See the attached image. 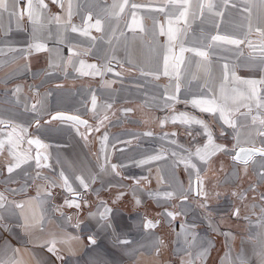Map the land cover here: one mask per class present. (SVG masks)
<instances>
[{
	"label": "crops",
	"instance_id": "crops-1",
	"mask_svg": "<svg viewBox=\"0 0 264 264\" xmlns=\"http://www.w3.org/2000/svg\"><path fill=\"white\" fill-rule=\"evenodd\" d=\"M18 1L16 0L15 5H17ZM99 1H105L107 7V11L101 15V18L104 15H115L116 12H119V7L114 8L113 5L115 4L118 6L123 3V0H61L63 7H61L60 4L58 9V11L61 10L58 15L60 17L59 22L55 19L57 16L53 17L52 20L50 18L46 19L39 17V20H42V27L37 26L39 20L35 21V26L41 28L39 31H35L36 35H33V33L29 31V24L32 21H27L26 24H22L24 15L20 14V7L19 15L14 18L15 21L13 18L11 19V30L25 32L29 42L36 41V43L44 45L43 49H41L42 51L40 50L38 53H36L37 51L33 48L29 47L30 55H28V57L38 56L44 60L40 72L35 76L37 77L35 78L36 82L41 80V77L44 79L46 76H49L44 72L53 70H50V68L51 65L54 64V57L64 56L62 59L64 68L60 70V79H49L39 86L41 88H47L49 91L42 97V101H40L42 104L40 105L44 106L49 101L51 103L52 99V105L56 106L53 110H50L49 116L55 111L71 112L85 118L87 123H89L87 116H83L79 111V109L83 107L81 104L84 103L81 95L75 93L79 83H77L78 85L72 83L62 86L63 82L60 81L62 77L65 76V67L68 64L67 54L69 53V51H66V44L62 39L66 40L65 37L69 40L72 39L67 44H73V46H75L72 42L74 41L73 39H83L82 34H80L82 30L72 31L71 28L66 35L63 25L74 24L77 21V16L81 15V11H88L90 13L87 15L89 18L85 21L93 20L94 18L95 21L97 17L100 19L99 13L96 10L99 7ZM8 2L9 6L13 5V3L10 4V1ZM191 2L194 5L192 11H194L196 15L193 16L190 12L187 24L183 21L179 23L175 21L174 17L170 14V6L165 7L167 0H129L124 11L120 13L119 16L115 15L116 17L114 19L108 18V21L114 29L122 25L121 28L117 30L118 36L115 39L124 40L122 48L125 51L128 50L126 49L128 47L126 46L127 40L132 43L130 46L138 42L139 53L137 54L158 57V59L154 60L155 63L145 62L146 64L142 65V67L145 71L154 70L165 82L173 81L172 96H176V98L180 99L189 98L187 99L189 101L188 103L184 101V103L188 104V111L185 110L186 115H201L200 109L193 106L191 103L192 99L200 97L211 98L215 96L221 99L222 102L226 99L229 107H237L238 104L232 103V97L235 95L233 89L236 88L246 95L250 93L249 86L240 84L239 81L260 80L264 78V72L261 71V65L259 63L260 46L262 41H264V37L256 31L257 27L264 29V23L258 18L264 13V9L260 7L259 0H248L247 3H245V0H229L227 6L224 5L223 0H214L217 5L216 11L222 12V15H213L205 10L203 16H201L199 9L195 7L197 0H191ZM69 3H71L70 17ZM84 3L95 5L86 6ZM132 4L141 5L142 7L133 9L131 8ZM233 5H235V7H233ZM161 7H165L164 12L159 11ZM246 7L250 9L251 17H249L248 12L244 11ZM74 8L80 9V11H77L78 15L73 12L72 9ZM133 13H135V22L133 20ZM249 19L251 20V31H249ZM169 20H173V26L179 27L180 29L177 39L171 42L172 52L164 49V46L169 49L170 44L167 36ZM18 21L21 23V27L18 26ZM53 22L55 24L51 25L50 23ZM8 23L9 22L5 19L0 20V35L3 33V28H1V26L3 27V25ZM91 28L95 29L94 27ZM161 29H163L165 34H161ZM217 34L227 35L244 40L245 42L239 46L224 44L222 42H213L211 37ZM4 35L5 33L2 36ZM40 35L47 36L43 38L44 36L40 37ZM43 39L44 41H42ZM141 41H145L146 45H142ZM248 41L252 42L253 47H249ZM209 45H211V47ZM181 46L208 53L207 58L196 56L193 52L184 53L185 60L180 68V90H185L186 97L181 96L179 94L180 91H176L177 81L174 73L171 76H162L164 75V56L166 54L169 55V71L172 72L171 65L174 62L173 53L178 54ZM87 47L88 46L82 47V45H77L78 50ZM7 51L8 50H5V48L1 46L0 56H4ZM125 51L121 54L125 55ZM15 55H17V53L14 54V56ZM76 55H80V53L76 51ZM21 56H23V54ZM16 58H13L12 61ZM22 63L25 64L27 68L35 65L34 62L32 63L31 58H27L26 61ZM4 64L7 65L9 63L5 62ZM225 64L228 65L227 78H225ZM0 65L2 66L3 64ZM71 66L73 67L72 71H82L80 64H71ZM141 69L140 67V70ZM6 70H8V73L13 72L12 67L6 68ZM50 87L52 89H50ZM256 87L259 90L258 95L264 97V85L258 84ZM22 88L25 89L24 91L20 89V91L17 92L18 98L14 97L16 101H12L11 97H6L12 101L9 107L0 106V119L6 121V125H0L2 126L0 127V140L5 141L4 148L0 149V192L6 197L5 207L0 208V264H61L60 259L56 256L58 250L65 253L63 264H120L125 256L127 257L126 259H129L126 260L129 264H136L135 262H138V264H158L160 260L158 256L163 253V251L162 253L159 251L161 232L155 230V228L145 229V221L140 218L138 219V217V223H132L131 219L128 217V214H130L128 212L131 211V208H125V211H122L120 208L116 209V207H111L110 212L105 216L106 219H101L100 214L103 213L102 207H97V205L91 206L83 217V219H86H82L79 223V229H77V231L72 229L70 224L63 219V217L62 219L51 217L49 209L50 203L48 201L50 199L49 192L51 191L48 190L47 187L57 188V191L62 190L63 194L65 193L66 195L64 200H70L71 198H69L67 194L71 192L67 191L63 186V180L60 176L61 173L68 178L73 192L82 188L80 181L76 179L78 176L83 178L87 184L94 183L97 179L100 181L102 176L98 172L102 171L104 166L100 168L93 165L92 157L94 156L92 155H94V149L98 156L102 150H100L101 147L98 144L99 141L97 138L94 137L92 139L89 137L90 134L87 135L84 133L82 127L85 126V124L78 125L70 121H59L58 119L46 121L45 119L49 117L47 116L43 120L45 122L44 125L30 128L29 125L32 121L33 125L37 124L35 118L39 112L33 111L31 108L33 105L32 100L33 98L35 99V95L33 96L31 93L32 90L28 86H23ZM4 90L5 89L2 91ZM71 91L73 93L69 94ZM79 99H81V104H78ZM174 101L172 100L171 103H166L162 108L166 110V106H169ZM147 102L148 101L142 98L134 101V105L138 111L135 115L142 120L147 119V114L145 113L148 112L147 110H150L149 108H147V110L145 108V106L150 105ZM240 103H251L253 109L252 114H256L257 109L254 100H243ZM36 104L39 105V103ZM99 106L100 104L98 103L95 108ZM243 112H247V109L241 107L240 112L232 114L236 122V127L234 129L238 132L239 130H243L244 137H248L246 138L248 141H242V143L238 142L239 144L235 146L234 150L239 146L264 147V137L258 134L261 130L260 125L258 123L253 125L251 116L241 115L240 113ZM202 114L216 115L220 120L218 113L212 114L202 112ZM170 115L177 114L171 113ZM193 125L198 128L196 124ZM13 129L16 130L13 134L16 145L14 148L7 142L8 134L12 132ZM24 129H26V131H24ZM98 130H100V128H98ZM87 131V133H91V131L94 132L95 130L89 129ZM27 136H37L39 138L43 145L41 149L47 153L50 160L48 166L44 167L41 160L40 165L37 166L36 158L32 155V150L24 144L23 137ZM93 136H95V134H93ZM145 140L146 139L143 140L144 143ZM136 141L135 138H128L126 142L127 146L124 145L122 149L118 151V154L121 152L127 154L132 152V149H137L139 150L137 152H141L139 153L141 157L139 160L140 163L142 160H148V156L146 155L148 152L157 150L151 146L150 142H148L149 145L145 144L143 149L137 148L140 145L137 146ZM140 143H142V139ZM95 145H97V149ZM89 147H91L93 154L90 153ZM10 150L15 155H10ZM115 153L117 152L113 153L114 156L116 155ZM232 155L229 159L230 162H233L234 168H232L231 173L228 170V172L225 173V184L227 185L231 182L235 183L241 178L244 179L252 176L256 180L255 184L263 187L264 178H262V176H264V156L252 155L245 164L234 161ZM25 156L29 157L25 163L15 168L12 173L7 171V166L9 164H15L18 158ZM214 160L216 161V159ZM215 161L211 158L207 159L206 166L201 171L207 170V173H211L214 169L216 172L221 170V165L219 166ZM226 161L228 162V160ZM216 165L219 170L215 167ZM195 180L197 181L198 191L199 179L194 176L190 182H192L193 194L197 195V193H194ZM254 191L256 192L255 188ZM260 195L263 197L262 194ZM252 197L253 195L249 200ZM231 199L232 198L227 197V194L223 197V200L222 197H220V202H224L225 207L223 211H221V221L218 228L221 239L220 249H222L219 255V264H239V260L237 259V257L240 256L239 254H242L241 257L246 259L248 264H260L261 260L258 259V254L261 252V244L264 243V229L251 220L247 222L245 220L246 218H244L245 216L242 217L240 214L234 216L230 215L228 217L226 206L231 203ZM16 204H22L23 207L17 208ZM255 204L256 206L253 207L255 213L264 209V201ZM236 209H238V205ZM142 210L147 212L145 208ZM57 213L58 215H62L65 212L59 211ZM47 215L49 216L48 218L46 217ZM131 227H133V229H130ZM109 228L114 232L113 237L118 240L112 239L110 233L113 232H110ZM116 228H119V231H117ZM84 231L89 232L96 241L94 244L92 243V245H89V248L87 250L85 249V251L83 249V237L81 235V232ZM131 232H133V234ZM131 235L135 238L133 239ZM124 240L127 241V243L123 245L120 241ZM53 241L57 249L59 248L55 250V255L48 251V246ZM116 245L118 247H115ZM116 254L119 256L117 257Z\"/></svg>",
	"mask_w": 264,
	"mask_h": 264
},
{
	"label": "rangeland",
	"instance_id": "rangeland-1",
	"mask_svg": "<svg viewBox=\"0 0 264 264\" xmlns=\"http://www.w3.org/2000/svg\"><path fill=\"white\" fill-rule=\"evenodd\" d=\"M8 1H10V4L13 3V5L9 6V12H3L0 15V20L5 19L9 22L3 25V27L1 26L3 28V33L1 34L3 35L5 33V35H0V47L2 46L5 50H8L4 56H0V64H3L2 66L0 65V106L9 107L12 101H16L14 97L18 98V91L16 89H23L24 91L25 88L22 87L28 86L32 90V95H35V99L33 98L32 100L33 104L39 103L36 111L40 115H36L35 120H39L40 123L33 125L32 121L29 125L30 128H34L44 125V118L49 116L50 110L56 107L52 105V99L51 103L49 101L44 106L40 105L42 104L40 103L42 97L49 91L47 88H41L39 86L49 79H60V70L64 68V63L62 64L64 56L53 58L54 64L51 65L50 70L53 69L56 72L53 70L46 71L44 73L49 76H46L44 79L41 77V80L36 82L35 78L37 77L35 76L40 72V68L44 63L41 57H28L30 55L29 47L35 44L36 41L29 42L25 32L11 30V19L19 15V7L21 9L20 14L22 10H25L22 14L24 15L22 24L30 21L28 20L26 12L27 0H17V5H15L16 0ZM99 2V7L96 10L100 17V19L98 17L97 19L101 21L100 31L90 27V25L95 24L97 19L95 21V18L85 21L89 18L87 17L90 14L88 11H81V15H79L81 17L77 16V21L74 24L63 25L66 35L73 27L79 31L82 30L80 34L87 30L88 35L82 34L83 39L81 40L73 39L74 41L72 42L75 46L73 44H67L72 39L69 40L67 37H65L66 40L62 39L66 44V51H69V53L67 54L68 64L65 67V76L60 81L63 82L62 86L72 83L78 85L77 83H79L75 93L81 95V98L84 100L83 104H81V99L78 100V104L83 106L79 111L83 116H87L89 120V123L85 124L82 128L84 129V133L87 135L90 134V138L93 139L95 137L99 141L98 144L101 147L100 150H102L99 153L100 157L97 155L95 149L94 155H92L95 158L91 157L93 165L100 168L104 166L103 170L98 172L102 177L100 181L97 179L94 183H88L87 189L82 187L76 190L75 192L81 193L80 196L75 197L71 193L67 194L71 198L69 201L75 199L80 204L79 208L75 206L69 207L65 204L64 198L66 195L65 193L63 194L62 190L57 191V188H54L57 191L55 192L52 187H47L51 191L49 192V203L52 204L53 202L56 203L59 201L55 209L57 212H65L62 215H58V213L56 215L49 205L51 217L56 219H62L63 217L70 224L71 228L77 231L79 227L74 224L76 219L79 215L83 219L91 206L97 205V207H102V212H104L105 208L111 210V207H116V209L120 208L122 211H125V208H131V211L128 212L130 213L128 217L134 224L138 223L137 217L145 222L147 220H151L154 223L159 221L156 227H154L155 230L161 232L159 251L161 253L163 251V253L158 256L160 259H158V264H219V255L222 249H220L221 239L218 228L221 221L220 214L225 207L224 202H220V197L223 200V197L227 194V197L232 198L230 201L231 205L226 206L228 217L230 215L234 216L233 213L236 212V206L238 205V214L242 217L245 216L244 218H246L245 220L247 222L251 220L264 229V209L255 213L253 208L256 206L255 203L264 201V185L263 187L257 186L255 184L256 180L252 176L244 179L241 178L238 182H231L227 185L224 182L226 178H224L225 173L228 171L231 173L232 168H234V164L230 162L229 157L235 152V146L242 143V141L247 142L248 139L246 138L248 137H244L243 130L236 131L233 127L224 124L216 115H203L202 111H200L201 115H187L203 120L212 132L214 144L223 146V150L217 151L214 155L208 157V159L211 158L213 161L216 159L215 163H218L219 166L221 165V170L216 165L215 167L219 170L217 172L214 168V171L211 173H207V170L201 171L206 166V162L201 161L195 155V151L197 148L203 150L204 145L207 143L205 130L199 124H196L198 126L197 128L193 125L194 123L188 124L181 122V113L186 114L185 110L188 111V104L186 103L189 102L187 100L189 98H176V101L173 100L174 102L172 104L166 106V110L162 108L163 105L165 106L166 103H171L172 101L169 97L172 96L171 91L174 82H165L154 70L145 71L143 69L142 65L146 64L145 62H154L158 57L137 54L139 53L138 42L130 46L132 43L126 40V46H128L126 49L128 50L125 51L122 48L124 40L115 39L118 36L117 30L122 25H119L120 27L117 26V29L111 27L112 25L108 21V18L114 19L116 17L115 15H104L101 18V15L107 11V7L105 1ZM44 3L47 7L41 9L39 8L38 0H33V5L39 13V17L50 18L52 20L53 17L59 15L61 10L58 11V9L61 0H56L55 3L53 0H44ZM84 4L86 6L95 5ZM13 8L14 14H10ZM72 10L77 15V11H80V9L78 10L76 8ZM38 22L37 26L42 27V20ZM20 24L18 21L19 27L22 26ZM50 24L53 25L55 23ZM40 29L35 26V22L33 21L29 24V31L33 35H36L35 31H39ZM43 36L40 35V37ZM141 43L142 45H146L145 41H141ZM77 45L88 47L78 50ZM33 49L37 51L35 48ZM164 49L169 50L165 46ZM76 51L80 55H76ZM123 51H125V55L121 54ZM16 53L18 56H14ZM22 54L23 56H21ZM13 58L16 59L12 61ZM27 58H31L32 63L34 62L35 65L33 67L27 68L22 63ZM5 62L9 64L6 65L4 64ZM71 64H80L82 71H72L73 67ZM88 65H95L96 68H90ZM9 67H12L13 72H7L8 70L6 68ZM107 67H110L111 71L106 70ZM140 67L142 68L141 70ZM98 72L99 74H97ZM162 76L167 77L165 75ZM3 89L5 90L2 91ZM50 89L52 88L50 87ZM71 93L73 92H69V94ZM179 94L185 96V90H180ZM23 95L25 96L24 93ZM93 96L96 98V105L98 103L100 104L98 108H93ZM6 97H11L12 101ZM140 98L148 101L147 103L150 104V107L145 106L146 110L147 108L150 109L145 113L147 114L146 120H142L135 115L138 111L136 110L134 101ZM108 105H111V107H108ZM126 109H130V111H125ZM171 113H176L177 115H170ZM173 117L176 118L175 121ZM231 118L233 119L234 117L232 116ZM59 121L68 122L66 120ZM98 128L100 130L96 131ZM89 129L95 131L87 133ZM145 133H151V135H145ZM105 136L107 137L106 140L104 139ZM128 138H135L137 140V146L140 145L137 148L142 149L145 144L150 142L151 146L157 150L148 152L146 154L148 158L152 156H159L161 158L141 164L139 163L141 159L139 153L141 152H137L139 151L137 149H132V152L127 154H123L122 152L118 154V151L124 145L127 146L126 142ZM23 139L24 144L32 150L33 157L36 158L39 154L42 165L44 167L48 166L50 160L47 153L36 144L28 143L29 140H39V138L37 136H27L23 137ZM141 139L142 143H140ZM144 139H146L145 143L143 142ZM89 148L90 153L93 154L91 147ZM209 150H211V146ZM114 152H117L115 156L113 155ZM190 153L192 154L190 157L191 162L196 165V168L186 167L182 162L184 159L189 158ZM113 164L117 166L115 171L111 167ZM194 176L202 182V184H199L198 190H202L206 194V198L204 195L193 194L192 182L190 181ZM165 193H172L173 195L167 197ZM252 195L253 197L249 200ZM137 200L140 201L139 204H137ZM203 204H207V207H202ZM143 208L147 212H144L142 210ZM167 212L174 213V218L167 216ZM125 215L124 217L126 218ZM46 217L48 218L49 216L47 215ZM130 229H133V227ZM109 230L113 232L111 228ZM116 230L119 231V228H116ZM131 233L133 234V232ZM110 234L112 239L118 240L113 237L114 232ZM81 235L83 237V249L85 251V249L87 250L89 248V245H92L91 242L86 241L87 237H90L91 234L84 231L81 232ZM115 247L118 246L116 245ZM58 249L55 246V250ZM63 253L58 250L56 256L64 257L65 253ZM116 255L117 257L119 256L118 254ZM239 255L242 256V254ZM123 258L120 264H129L126 261L129 259H126V256ZM258 259L261 260L259 254ZM135 263L138 264V262Z\"/></svg>",
	"mask_w": 264,
	"mask_h": 264
},
{
	"label": "snow or ice",
	"instance_id": "snow-or-ice-1",
	"mask_svg": "<svg viewBox=\"0 0 264 264\" xmlns=\"http://www.w3.org/2000/svg\"><path fill=\"white\" fill-rule=\"evenodd\" d=\"M53 2L55 3L56 0H53ZM248 0H245V3H247ZM39 3V8L43 9L46 8L47 5L44 3V0H38ZM129 0H123V3L117 5H113V7H119V12H116L115 15L119 16L120 13H122L125 9V7L128 5ZM223 3L225 6H227L229 4V0H223ZM259 5L262 9H264V0H259ZM170 6V14L174 17L175 21L177 23H179L180 21H183L185 24H187V20H188V16L189 13L191 12V14L193 16L196 15V13L194 11H192L194 5L192 4L191 0H167L166 6L168 7ZM61 7H63V5L61 4ZM142 7L141 5H137V4H132L131 8L136 9ZM165 7H161L159 9V11L164 12L165 11ZM196 8L199 9V13L201 16H203L204 11L207 10V12L213 14V15H222V12L216 11L217 5L214 2V0H197V3L195 5ZM233 7H235V5H233ZM25 10H22V13ZM244 11L249 13V17H251V11L249 8H245ZM3 12H9V2L8 0H0V15H2ZM27 15H28V19L30 21H38L39 20V13L37 12L36 8L33 5V0H27V9H26ZM178 13V15H177ZM10 14H14V8L12 13ZM71 16V3H69V17ZM262 23H264V13H262L259 17H258ZM55 19L57 20V22H59L60 17L57 16L55 17ZM133 20L135 22V13H133ZM139 26V25H137ZM90 27H94L97 31L101 30V21L99 19H97L95 21V24L90 25ZM73 31H76L77 29L75 27H73L72 29ZM143 30V29H141ZM249 31H251V20L249 19ZM256 31L258 33H260V35L262 37H264V29H261L260 27H257ZM180 32L179 27H174L173 26V20H169V28H168V32H167V36H168V40L170 42L169 44V52H172V45L171 42L175 41L178 37V33ZM83 35H88L87 30H85L83 33ZM161 34H165L163 29H161ZM211 40L213 42H222L224 44H231V45H237L239 46L240 44L244 43V40L241 39H237V38H233L227 35H213L211 37ZM248 45L249 47H253L252 42L248 41ZM211 47V45H209ZM31 48H35L37 51H40L41 49H43L44 45L40 44V43H35L33 45H30ZM185 52H193L196 56L199 57H204L207 58L208 53L205 51H200L197 49H193V48H185L183 46L180 47L179 49V53H173V64L171 65L172 68V72L169 71V55H165L164 56V72L163 74L165 76H171L175 75V79L177 81L176 83V91L179 92L180 91V78H181V72H180V68L181 65L184 63L185 57H184V53ZM83 64V62H81ZM259 63L261 65V71L264 72V41H262L261 46H260V56H259ZM88 67L90 68H96L95 65H88ZM225 68V78H227V68L228 65L225 64L224 65ZM106 70L111 71L110 67H107ZM99 74V72L97 73ZM234 76V74H233ZM238 79V78H236ZM240 84H245L249 86V90L250 93L249 94H245L244 92L239 91L238 89L234 88L233 89V93H235V95L232 97V103L233 104H238L237 107H229L227 104L226 99H224V101L222 102L221 99L216 98L215 96L211 97V98H205V97H200V98H194L191 100V103L193 106L197 107L200 109V111L202 112H207V113H212V114H219V118L221 121H223L224 124L229 125L230 127L235 128L236 127V122L234 119H232V114L233 113H237L240 112V108H246L247 112H243L240 113L243 116H251V122L253 125H256L257 123L260 125L261 130L259 131V135L264 137V97H260L258 95V89H257V85H264V78H261L260 80H240L239 81ZM20 89L17 88L16 91H19ZM169 99L175 100L176 97L175 96H171L169 97ZM243 100H248V101H255V107L257 109V112L255 115L252 114V104L251 103H240ZM38 103V102H37ZM92 105L93 108L96 107V98L95 96L92 97ZM108 107H111V105H108ZM33 111H36L37 108V104H33L31 106ZM125 111H130V109H126ZM52 119H67V120H72V121H76L79 124H86V121L80 120L78 117H74V116H64L63 114L57 113L56 115L52 116ZM175 117H173V120L175 121ZM181 122L182 123H194V124H199L201 125L204 130L205 133L207 135V143L204 145V149H200L197 148L195 151V155L197 157H199V159L201 161L207 162L208 157H210L211 155H214L215 152L217 151H221L223 150V146L222 145H216L213 142V136H212V132L211 130L208 128V125L203 121V120H199L196 119L195 117H190L187 116L186 114L181 113ZM37 125L40 123L39 120L36 121ZM0 125H6V121L3 119H0ZM98 130V129H97ZM15 129H13L12 132H10L8 134V144L14 148L15 145V140L13 138V134L15 133ZM24 131H26V129H24ZM145 135H151V133H145ZM167 135V134H166ZM173 135H175V133H173ZM104 139L106 140L107 137L105 136ZM29 144H36L38 147H43V145L41 144V142L36 139V140H29L28 141ZM4 144L5 141L0 140V149L4 148ZM211 146V150H209V147ZM259 153V155L264 156V147L259 148V149H244L241 148L239 151L236 152V154L232 157V159L234 161H239L241 163H247V160L251 158L252 155ZM10 155H15L14 153L9 152ZM173 155H175V153H173ZM191 153L189 154V158L184 159L182 162L185 164L186 167H192V168H196V165L194 163L191 162ZM161 157L159 156H152L149 157L148 160H142L140 161L141 164L146 163L150 160H158ZM27 159H29V157L25 156L22 158H18L15 164H9L7 166V171L9 173H12L14 171L15 168L20 167V165L22 163H25L27 161ZM46 159V157H45ZM36 163L37 166L40 165V156L39 154L36 157ZM113 171L116 170V165H112L111 166ZM61 179L63 180V186L65 187V189L69 192H73V188L72 186L69 184L68 178L61 173L60 174ZM262 178H264V176H262ZM77 180L80 181L81 186L84 189L88 188V184L85 183L84 179L81 177H76ZM198 184H202V182L198 181ZM165 195L167 197H171L173 194L172 193H165ZM197 195H204L206 198V194L202 192V190H198L197 191ZM235 195V193H234ZM185 199H187V197H185ZM5 201H6V197L3 195V193H0V208H4L5 207ZM137 204L140 203L139 200L136 201ZM65 204H67L69 207L75 206L77 208L80 207V204L75 200H65ZM17 208H22L23 205L22 204H16ZM202 207H207V204H203ZM110 212V209L105 208L104 212L100 214L101 219H105L106 214ZM239 210L237 209L236 212H234V215H238ZM167 216L169 217H173L175 216L174 213L172 212H167ZM159 223V221H156L155 223L151 220H147L144 223V228L145 229H149V228H154L156 227V225ZM89 241L91 243H95L96 241L90 236L89 237ZM120 243H127V241H120ZM48 251L53 253V255H55V242L53 241L49 246H48ZM259 255L261 256V261L260 264H264V243L261 244V252L259 253ZM59 258V257H58ZM237 259L239 260V264H248V261L246 259H244L241 256H238Z\"/></svg>",
	"mask_w": 264,
	"mask_h": 264
},
{
	"label": "water",
	"instance_id": "water-1",
	"mask_svg": "<svg viewBox=\"0 0 264 264\" xmlns=\"http://www.w3.org/2000/svg\"><path fill=\"white\" fill-rule=\"evenodd\" d=\"M57 113H60V114H63L64 116H74V117H78L80 120H83V121H86L85 118L81 117L80 115L78 114H75V113H71V112H65V111H55L53 112L49 117H47V119H45L46 121H49V120H53L52 119V116L56 115ZM58 120H66V121H70V122H73V123H76L78 125H82V124H79L77 123L76 121H72V120H67V119H58ZM87 123V121H86ZM84 125V124H83ZM241 148H244V149H259V147H254V146H239L235 152L233 153L232 157L236 154L237 151H239ZM254 155H259V153H256ZM194 193L196 194L197 193V181L195 180L194 181Z\"/></svg>",
	"mask_w": 264,
	"mask_h": 264
},
{
	"label": "flooded vegetation",
	"instance_id": "flooded-vegetation-1",
	"mask_svg": "<svg viewBox=\"0 0 264 264\" xmlns=\"http://www.w3.org/2000/svg\"><path fill=\"white\" fill-rule=\"evenodd\" d=\"M52 188H53V187H52ZM53 189H54V188H53ZM54 191L57 192L55 189H54ZM85 191H86V190H85ZM71 195L77 197V196H80L81 193H79V192H71ZM58 198H60V196H58ZM57 202H59V201H57ZM57 202H56V203L53 202L52 204H50V208L53 210V212H54L55 214L57 213V210L55 209V207H56V205H57ZM56 215H57V214H56ZM81 217H82L81 215L78 216V218L76 219V222L74 223L75 226H78L79 223L82 221V218H81ZM86 241H89V236L87 237ZM89 242H90V241H89ZM59 259H60V263L63 264L64 259H65V256H64V257L61 256V257H59Z\"/></svg>",
	"mask_w": 264,
	"mask_h": 264
}]
</instances>
